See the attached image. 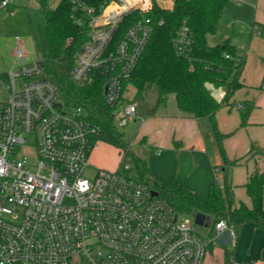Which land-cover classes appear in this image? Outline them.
<instances>
[{
    "label": "built area",
    "instance_id": "obj_1",
    "mask_svg": "<svg viewBox=\"0 0 264 264\" xmlns=\"http://www.w3.org/2000/svg\"><path fill=\"white\" fill-rule=\"evenodd\" d=\"M10 6L0 1L14 16ZM152 7L153 0H109L91 14L88 39L74 56L72 81L104 78V101L119 130L138 119L125 85L153 32L149 17L126 27L125 20ZM15 41L18 66L0 74V264H204L211 239L125 163L97 169L93 180L84 176L100 125L84 107L68 105L45 77L43 60L28 61L21 37ZM174 43L188 53V27ZM216 174L223 186L220 169ZM214 229L236 238L225 220Z\"/></svg>",
    "mask_w": 264,
    "mask_h": 264
},
{
    "label": "trees",
    "instance_id": "obj_2",
    "mask_svg": "<svg viewBox=\"0 0 264 264\" xmlns=\"http://www.w3.org/2000/svg\"><path fill=\"white\" fill-rule=\"evenodd\" d=\"M108 1L61 0L56 9L49 10L47 0H41L50 48L43 67L45 77L59 87L62 99L68 105L84 107L90 119L100 125L99 141L118 148L126 157L131 153L130 145L114 122L113 109L105 104L104 78L99 73L94 74V81L84 86L71 79L75 53L88 39L90 16L102 10ZM230 1L173 0L172 8L153 1L150 12H134L125 20V27L146 17L153 23L150 41L125 88L135 89L134 101L156 96L158 106L166 104L169 95L174 94L183 114L195 119L209 118L224 159L223 186L216 182L211 185L207 201L202 202L187 186L155 177L148 162L135 155L133 176L158 192L178 213L206 215L211 230L222 220L234 228L252 223L264 230V153H253L259 156L263 166L251 174L245 185L251 207L245 203L236 205L233 187L228 181L229 171L244 158L230 160L226 156L222 145L225 135L216 122L217 113L242 87L240 76L245 64L231 36L222 43L209 44V36L225 31L228 24L225 9ZM184 26L188 27L192 38L187 54H181L174 43ZM209 84L226 89L223 100L209 90ZM251 109L252 105H248L242 110L243 125Z\"/></svg>",
    "mask_w": 264,
    "mask_h": 264
},
{
    "label": "crops",
    "instance_id": "obj_3",
    "mask_svg": "<svg viewBox=\"0 0 264 264\" xmlns=\"http://www.w3.org/2000/svg\"><path fill=\"white\" fill-rule=\"evenodd\" d=\"M20 1L11 0L10 10H14ZM170 1L172 8L173 0ZM238 1L241 4L230 13L227 7L225 9L228 24L219 43L231 36L238 54L244 57L240 76L242 87L217 113L216 122L219 131L225 135L222 145L226 156L230 160L244 158L229 171L228 181L233 187L235 204L245 203L251 207L245 185L251 174L263 166L259 156H253V153H264V0ZM40 5V0L34 3L35 7ZM1 11L0 19H5L6 15ZM22 45L27 60L35 59L31 56L28 40H22ZM16 46L14 39L9 62L0 74L9 73L18 66ZM222 88L225 92L218 96L220 100L226 95V89ZM248 105H252V109L243 125L242 110ZM138 135V140L149 151V160H144L155 177L187 186L202 202L207 201L210 187L216 182L217 169H220L224 183V159L209 118L188 117L176 104L147 116L141 122ZM208 231L205 238L211 242L204 264H264L263 229L252 223L235 227V239L228 231L217 234L209 227Z\"/></svg>",
    "mask_w": 264,
    "mask_h": 264
},
{
    "label": "rangeland",
    "instance_id": "obj_4",
    "mask_svg": "<svg viewBox=\"0 0 264 264\" xmlns=\"http://www.w3.org/2000/svg\"><path fill=\"white\" fill-rule=\"evenodd\" d=\"M38 1L39 0H21L13 10L15 16H10L9 12L0 10L2 14L6 15L5 19H0V72L9 62V56L14 49V39L16 36L21 37L24 41L28 40L29 50L33 58L43 60L49 54L50 48L46 33V18L41 5L39 7L34 6V3ZM60 2L61 0H47L46 8L54 10ZM157 2L160 6L165 8H170L171 6L170 0H157ZM240 4L238 0H231L227 6L228 12L230 13L231 9L233 10L236 5ZM223 38V32H218L215 35L209 36V44L216 45L221 42ZM18 84H20V82H18ZM209 88L217 97L225 92L222 87L211 85ZM134 96L135 89L129 86L126 98L134 100ZM136 103L139 109L137 121L131 122L126 127L120 129L124 138L130 145L131 153L125 157V153L118 148L101 141L97 142L91 154L90 166L87 167L84 173L86 178L93 180L97 169L115 170L119 168L122 170L121 163L123 160H125L124 163L131 168L129 173L133 175L135 172L134 155L149 160V151L144 144L138 140L139 127L141 122L154 111L160 112L166 108L174 107V105H176L175 95L170 94L165 105L158 106L157 98L154 95L145 98V100H137ZM190 217L194 219L195 222L196 216ZM208 227V218H204L203 224L197 225L199 235L204 237L208 236Z\"/></svg>",
    "mask_w": 264,
    "mask_h": 264
},
{
    "label": "water",
    "instance_id": "obj_5",
    "mask_svg": "<svg viewBox=\"0 0 264 264\" xmlns=\"http://www.w3.org/2000/svg\"><path fill=\"white\" fill-rule=\"evenodd\" d=\"M153 194L157 195L158 193L157 192H153ZM204 218H207V216H205L204 214H197L196 218H195V223L197 225H202L203 221H204Z\"/></svg>",
    "mask_w": 264,
    "mask_h": 264
}]
</instances>
